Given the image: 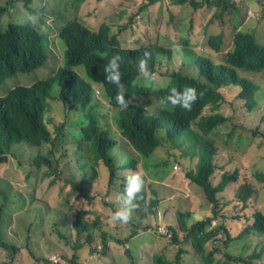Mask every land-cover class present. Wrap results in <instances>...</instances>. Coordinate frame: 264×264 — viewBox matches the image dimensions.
<instances>
[{
  "label": "trees",
  "instance_id": "16d2710c",
  "mask_svg": "<svg viewBox=\"0 0 264 264\" xmlns=\"http://www.w3.org/2000/svg\"><path fill=\"white\" fill-rule=\"evenodd\" d=\"M40 1L45 0H0V84L18 73L28 74L38 68L48 67L44 73L46 77L40 78L31 85L18 83L0 96V163L9 161L10 156L13 155V143L21 141L37 150L40 149L41 152L46 145L53 144L54 149H48V159L50 158L53 163H59L56 152L60 151L61 147L55 142H65L66 133L65 129L57 127L59 132L54 138L45 118L49 103L57 98L68 104L71 110L79 113L77 139L79 141L86 135L94 138L98 143L99 153L91 169L85 168L81 173V183L74 185L73 179L76 178L67 179L66 182L72 190L74 187L75 196L81 200V208L73 213L76 221L71 224L78 233L76 244L66 227L54 225L49 231V237L55 241H65L75 250L72 258L67 259V262L90 264L86 260L78 261L79 249L93 242L98 233L103 232L99 237L101 242L103 237L108 235L104 232L107 226L103 219L92 222L83 218V221H79L83 215L89 213L88 199L97 198L106 211L110 209L115 211L127 180V176L122 175V171L125 168H132V172L137 174L139 165H142L146 171L153 173L150 165L142 159L155 158L152 156L154 150L164 145V140L159 136V132L163 131L167 134L165 142H171V146L169 155L161 157V163L172 173L181 171L174 168L178 163L185 177L193 183L196 192L201 195V200L211 204L212 209L209 212H202L201 208L185 210L178 207L180 226L170 227L173 231V238L170 241L177 244L179 253L173 259L166 257V251L157 253L153 258V264H181V253L189 244L192 248L199 246L201 254H205V244L208 242L215 243L216 248L226 250L232 261L242 260L246 264H256V260L264 253L262 240L255 243L247 256H244V252L237 256L228 249V243L221 245L220 239L224 236L227 240L241 239L250 234L264 236V212L260 210L250 216L247 214L243 219H240L241 215H233V218L238 219L237 222L247 223L236 236L232 234L231 237L223 219L215 228L209 229V226L214 218L219 219L220 216L227 218L224 210L230 202L222 200L225 191L231 185L237 184L235 198L242 203V208L245 205L244 209L248 207L250 198L256 193L252 183L241 182L238 169L223 172L217 184L213 182L212 175L218 169L215 156L222 147L221 141L226 139L227 142L233 140L241 142L240 135L245 131L243 125L237 121V111L228 108L232 103V95L237 94L236 97L244 101L249 111L261 101L263 86L255 77L264 79V11L260 3L264 0H249L250 11L253 14L260 13L255 23V30L249 36L230 39L224 45V47L232 45V49L227 53L229 61H226L224 56L215 57L207 54L195 42L185 45L180 38L179 16H173L168 28L155 43L159 53L158 62L149 64L153 75H159L155 82L148 84L141 80L137 71L138 62H121L123 77L131 75L137 87L142 90L126 97L130 100L126 109L117 106L108 86L101 89V97L94 95L90 81L97 80L99 76L105 81L103 65L106 62H74L76 54L85 52L82 15H76L78 21H72L71 24L66 16L62 18L61 24L57 22L61 17H55L53 19L55 24L51 23L45 31H42L41 25L45 22L41 20L40 25L37 18V13L41 10ZM78 1L83 3L85 10L91 7L87 0ZM242 16L244 20L253 21V17L247 12ZM177 45L180 46L181 51H177ZM222 50V47H217V51ZM192 53L207 57L211 62H188ZM161 62H173L177 68L164 75L160 71ZM78 63H84L88 72L97 79L90 77L87 72L85 75L79 74L75 69L77 67L75 64ZM188 64H192L197 69L196 75L184 73ZM54 82L59 86L57 95L53 93ZM184 86H193L198 91V99L193 103L190 111L172 112L169 109H177L171 107L162 109L159 106V100L168 93L170 87L182 89ZM103 98L113 109V117L118 125L122 142L120 146L125 158L121 166L122 170L119 171L122 175V184H119V187H115L119 166L112 152L116 140L105 129L103 116L99 110L104 106ZM153 105H155L154 109H152ZM251 130L253 135L259 134L257 131L259 128H251ZM183 145L189 148L180 150L178 154L173 152V149ZM123 146L129 147V150H125ZM44 159L41 157V160ZM38 161L39 159L36 158L35 162ZM88 164L89 162H86L83 166ZM103 165L109 170L107 183L104 189H98L96 184L102 181L104 175L101 173ZM163 173L167 175L169 172ZM91 191L97 194L92 195L89 193ZM113 191H117V194L108 198ZM156 194L157 192H154L153 195L148 196L142 188L137 196L133 213L141 219L140 231L150 226V217L156 213L157 204L161 203ZM3 210L1 205L0 256L3 252H7V256L0 260V264H16L20 258L27 260L33 258L37 264H43L42 260L47 264H59L53 262L51 257L38 256L30 245L29 235L20 242L6 239ZM191 218L197 220L189 224ZM233 227L234 225L228 226V230L231 232ZM151 233L159 237L161 242L163 241L164 237ZM128 240L129 238L122 244ZM77 250H79L78 254ZM108 250V247H103L102 255L106 256ZM214 254L212 251L207 254L206 264H222L224 258L221 252ZM125 255L129 257L130 264H136L129 250H126Z\"/></svg>",
  "mask_w": 264,
  "mask_h": 264
},
{
  "label": "rangeland",
  "instance_id": "374dc122",
  "mask_svg": "<svg viewBox=\"0 0 264 264\" xmlns=\"http://www.w3.org/2000/svg\"><path fill=\"white\" fill-rule=\"evenodd\" d=\"M50 1L53 15L60 16L61 19L58 23H62L63 15L70 10H78L80 5L76 7H70L73 0H48ZM68 9V11H67ZM48 22L55 24L53 20L45 19ZM187 28V24H186ZM113 40L115 38L113 37ZM126 42V40H125ZM177 66L173 62H161L160 71L165 75L166 72L173 71ZM48 69L47 66L35 71L22 74L18 73L10 78L6 79L0 84V96L5 93L11 87L21 83L22 85H31L40 78L46 77L44 73ZM76 71L85 75L86 70L83 65L77 66ZM184 73L189 75H196L197 69L188 64ZM159 78V75H154ZM256 81L263 86L261 101L255 105L254 108L249 111L244 105V101L237 98L236 95H232V103L228 105L231 110L237 111V121L243 125L245 131L240 135V141L233 140L227 142L226 139L221 141V149L215 156V163L218 166L217 171L212 175V180L217 184L223 172L235 169L239 170L241 182H250L256 188V193L249 201L247 208H242V203L236 201L235 190L236 185H231L224 193V199L222 201L230 202L225 207V213L227 218L225 219V227L232 237V234L236 236L247 224L244 221L237 222L233 215H241L240 219L250 216L257 210L264 212V79L259 76L255 77ZM21 81V82H19ZM59 86L57 82H54L53 93L58 94ZM51 101V99L49 100ZM100 113L103 116V125L109 134H112L116 140L115 147L112 152L115 156L116 163L119 166V171L122 170L121 166L124 161L123 150L121 148V140L119 137L118 125L113 117V109L106 102L102 100ZM155 105L152 106V109ZM46 120L49 123L50 129L53 132L54 138L58 135L57 127L65 129L66 141L57 143L60 145L61 150L56 152V158L59 163L54 164L48 160V149L53 148V144L46 145L43 152L37 150L35 147H31L29 144L21 141L13 143V155L10 156L9 161L0 163V206L2 205L4 210L2 211V217L4 224L6 225L5 238L10 241L20 242L25 240L27 236L30 237V245L38 256H44L45 258L57 255L62 260L59 264H70L67 259L72 258L74 249H72L65 241H55L49 237V231L54 225H60L70 230L72 239L76 244L77 230L72 227V223H75L76 217L73 214L77 209L81 208V200L75 196V192L71 189L67 182V179H73L74 185L81 183L80 166L79 161H82L83 156H92L90 148V142L78 141L75 134L78 131L79 113L68 110V106H64V103L59 99H53L48 106L47 113L45 115ZM251 128H259L257 130L259 134L253 135ZM159 136L164 140V145L157 147L150 160L142 159L146 161L153 173L146 171L142 165H139L137 171L138 175L143 178V189L148 196L157 192L156 196L161 200V208L157 216V223L159 222L163 226H167L169 223H175L177 208L188 209H202V212H209L212 209V205L205 203L201 200V195L196 192L195 186L185 177L184 171L179 164H175L176 170L180 169L178 173H172L162 163L161 157H167L169 155V147L171 142H165L167 137L166 132L160 131ZM180 138V136H179ZM125 150H129V147H124ZM188 146H178L177 149H173L174 153H179L180 150L188 149ZM54 149V148H53ZM39 151V155H38ZM41 153V154H40ZM38 155V156H37ZM44 157V160H41ZM136 157L138 154L136 152ZM38 158L39 161L35 162ZM80 161V163H81ZM54 165V166H50ZM52 168H50V167ZM164 171L169 172L164 175ZM51 172V173H50ZM108 168L103 165L101 171L103 175L102 181L96 184V188L104 189L107 183ZM135 174L132 172V168H125L122 171V175L130 176ZM261 174L262 176H259ZM109 179V178H108ZM122 182L120 178L115 183V187L118 183ZM243 184V183H242ZM67 185V186H66ZM117 194V191H113L108 198ZM205 198V197H204ZM206 200V198L204 199ZM207 201V200H206ZM88 203V202H87ZM100 209L104 206L98 204ZM79 219V218H78ZM83 221V217L79 221ZM94 222V219H89ZM196 218H191L189 224H192ZM194 223V222H193ZM234 225L231 232L228 230V226ZM30 227V231H28ZM108 228V227H106ZM129 229V228H128ZM113 233H117L112 231ZM102 236V232L97 234ZM258 240L264 242V236L259 237L256 234L247 235L241 239L234 238L233 240H227L226 236L222 238V244L228 243V249L235 255H240L244 252V256H247L250 249H252ZM143 241H147L149 245H142ZM100 240L96 238L95 245H98ZM166 251V257L173 259L176 254L179 253L178 247L174 246L169 239H161L155 234L146 233L142 237L133 241L129 245V251L134 257L135 261L138 260V264H152L153 253L159 250ZM101 251V248H97ZM90 248L86 250H80L79 260L80 262L87 261L90 264H130L128 256L125 255L120 247H116L109 257H103L101 254H91ZM222 257L224 258L222 264H246L242 260H230L228 253L224 249H220ZM122 254V255H121ZM7 252H3L0 256V260L6 258ZM18 256V255H17ZM186 257L193 258L194 252L192 250L186 251ZM264 257V253L262 255ZM262 257L256 260V264H262ZM43 264H47L45 260H42ZM16 264H37L32 258L27 260L26 258L18 259ZM198 264H203V261L199 260Z\"/></svg>",
  "mask_w": 264,
  "mask_h": 264
},
{
  "label": "clouds",
  "instance_id": "9594fccd",
  "mask_svg": "<svg viewBox=\"0 0 264 264\" xmlns=\"http://www.w3.org/2000/svg\"><path fill=\"white\" fill-rule=\"evenodd\" d=\"M87 1L91 4V7L85 10L81 1L73 0L71 7L80 5V8L78 10H70L63 15V17H67L68 22L70 20V24L72 21H78L76 15H82L81 24L84 32L85 52L76 54L74 62H106L103 65V71L106 74L105 81L100 76L97 79L93 74L89 73L86 68L85 70L90 77H95L97 79L90 81L94 95L101 97V89L108 86L112 91L111 94L117 106H120L122 109L128 108L130 100L126 99V97L142 90L137 87V83L131 75L123 77L121 62H138L137 71L141 80L148 84L155 82L156 77L151 72L149 64L150 62H158L159 53L155 47V43L160 38V35L168 28L173 16H179L181 29L180 38L185 45L195 42L200 46V49L207 54L215 57L224 56L225 60L229 61L227 53L232 49V45L229 44L226 47H224V45L230 39L235 40L243 36L251 35L255 30V23L260 14H253L250 11L249 0ZM260 3L262 5V11H264V1H260ZM40 7L41 10L37 13L38 24L41 25V20H43L45 24L41 25V30L45 31L51 24L45 19L53 20L58 16L53 15V11L49 9L51 7L50 1H40ZM244 12H247L253 17L252 22L243 19L242 14ZM113 37L115 40H113ZM217 47H222L223 50L217 51ZM177 51H181L179 45H177ZM188 62L211 61L207 57L192 53ZM75 65L84 66L85 64L78 63ZM161 86L163 87L164 85L162 84ZM199 95H203V93H199ZM197 99L198 91L193 86H184L182 89L170 87L168 93L159 100V106L162 109L167 107L177 109L173 110L168 108L172 112L178 110L181 112L190 111L193 103L196 102ZM103 100L105 99L103 98ZM64 106H68L69 111L76 112L71 110L68 104H64ZM83 140L90 142L93 155L90 157H81V163L79 161L80 173H82L85 168L91 169V165L93 162L97 161L99 153V146L94 138L86 135L79 141L81 142ZM48 160L50 161L51 159L49 158ZM86 162H89V164L84 167L83 165ZM100 163L103 164L102 161H100ZM121 176V172H119L115 180L118 181ZM118 184L121 185L122 182ZM142 188L143 178L141 175L132 174L128 176L123 193L118 198L119 206L115 211L112 209L106 211L104 208L95 209L98 207L99 200L97 198H89L87 201L90 206L89 213L83 215V218L85 220H88V218L94 219V221L103 219L108 227L104 232H107L108 235L103 237L102 242L99 238L101 236H98L97 239L101 242L98 245H95V238L93 242H89L88 245L83 246L79 250L90 248L91 254L98 253L102 255V250L99 251L97 248L103 249V247H108L109 250L107 255L102 256L109 257L110 253L116 249V247H120L122 249L121 251L125 253L126 250H129V245L133 241L146 233H157L159 236L169 240L173 238V231L170 227L175 228L180 226L178 218V213L180 211H176V222L169 223L165 227L159 222L157 223V216L161 208V203L157 204L156 213H153L150 217V226L144 231H140L141 219L133 213V209L136 207L135 201L138 194L141 193ZM89 193L92 195L97 194L95 191ZM221 219L224 220L225 225V219L220 216L219 219L214 218L212 220L209 229L215 228L216 224H219ZM234 220L238 221L237 218ZM109 224L112 225L109 226ZM112 231L117 233L115 234ZM128 238L129 240L125 244H122ZM171 243L177 246L176 243ZM221 243L222 239H220V244ZM214 244L215 243L209 242L205 244V254H201L199 246L192 248L191 244H189L186 250L181 253V264H198L199 260L203 261V264H206L205 257L209 252L212 251L213 255H215V252H220V249L214 247ZM142 245H149V243L143 241V243H141V246ZM158 245L159 250L152 255V264L154 256L157 253L160 254L161 245ZM79 250H77V254ZM188 250L194 252L193 258L185 256ZM52 259L53 262H60L62 260L57 255L52 256ZM136 264H138V260Z\"/></svg>",
  "mask_w": 264,
  "mask_h": 264
},
{
  "label": "crops",
  "instance_id": "0c3cea01",
  "mask_svg": "<svg viewBox=\"0 0 264 264\" xmlns=\"http://www.w3.org/2000/svg\"><path fill=\"white\" fill-rule=\"evenodd\" d=\"M100 209V208H99Z\"/></svg>",
  "mask_w": 264,
  "mask_h": 264
}]
</instances>
